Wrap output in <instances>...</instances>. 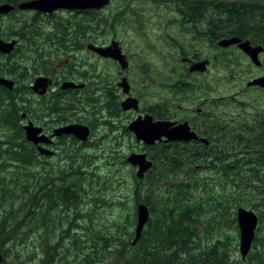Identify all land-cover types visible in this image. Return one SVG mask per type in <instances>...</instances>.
Listing matches in <instances>:
<instances>
[{
    "label": "trees",
    "instance_id": "16d2710c",
    "mask_svg": "<svg viewBox=\"0 0 264 264\" xmlns=\"http://www.w3.org/2000/svg\"><path fill=\"white\" fill-rule=\"evenodd\" d=\"M6 2L13 5L17 3L16 0ZM214 7L215 12L221 15L214 18L215 31L224 29L223 15H230L229 22L232 26V23L239 24V20L242 19L241 13H244L242 20L244 27L247 30L262 29L261 35L264 38L263 0H246L240 6L229 2L218 3ZM17 12L11 11L9 15ZM70 15L71 17H65L63 21L55 24L54 29L60 30V34L57 35L56 32H52L53 30L33 33L34 27L28 26L23 29L26 32L17 34L18 32L13 30L15 23H12L7 35L17 34L21 41L17 39L11 53L18 51L19 47H23V51L28 49L25 52L31 54L33 49L41 51L43 55L48 51L52 53L53 49H49L51 45H76L75 40L79 39L81 34L86 37L89 30L103 33L107 23L112 24L100 10H77ZM21 19L28 20L27 17ZM69 31L75 35L74 38L68 36ZM247 36L253 38L251 34ZM31 46L33 48H29ZM0 57L6 61L10 58L8 54L2 53ZM7 64L6 69L0 65V75L13 79L14 86L7 89L0 85V127L3 134L0 137V211L2 209L4 211V214L0 215V252L3 255L0 264H33L34 251L40 247L43 254L38 264H69L70 260H73V264H95L108 257L117 259L120 264H264V235L258 233L260 223L264 220L262 212H256L258 226L244 262L235 257L231 250V246L237 250L238 240L235 233L238 227L234 208L246 205L252 194L259 198V203L263 205L260 209H264V146L249 141L244 142L247 146L243 147L242 151L252 155L256 159L254 162L237 157L230 159L223 148H184L165 144L144 148L147 157L152 160V166L143 179L135 181L133 198L135 204L142 202L147 205L150 217L139 239L128 248L125 243L113 248L106 243L108 238L103 235L101 237L100 234V254L97 257L94 254V241L91 245L92 250L84 251V243H80L78 252L74 248L77 246L73 244L67 248L63 246V241L48 244L50 243L48 240L35 238L36 232L41 236L42 232H54L55 229H41L35 225L37 203L34 200L31 167L36 161V153L32 144L25 139L20 123L19 112L23 110L24 113H29V109L18 105L24 101L25 93L30 91L28 84L32 75L45 73L47 68L43 65L35 66V62L32 61L20 67L16 59ZM17 67L22 70L20 74ZM29 70L32 72L28 73ZM23 76L26 78L20 81ZM204 171H211L212 178L221 176L225 180L229 179L233 189L243 192L242 198L237 200L234 198L235 201L224 208L229 194H215L210 190L203 199L196 196L194 191L199 187L200 174H206ZM77 181L72 182L77 185ZM56 188L52 182L51 189L54 195L63 200L64 204L71 199L75 203L78 202L75 192ZM89 195L87 191L84 198H92ZM102 195L96 197L100 202ZM48 204V208L51 209L50 201ZM257 205L249 204L250 208L254 209ZM65 229L68 233L69 229L66 227ZM84 229L88 232L87 226ZM94 236L95 232H92V237ZM14 246V259L12 262L7 261L6 258ZM43 246L46 247V251ZM69 249L75 254L71 256L73 259L68 258ZM79 254L80 258L77 256Z\"/></svg>",
    "mask_w": 264,
    "mask_h": 264
},
{
    "label": "flooded vegetation",
    "instance_id": "af4514ba",
    "mask_svg": "<svg viewBox=\"0 0 264 264\" xmlns=\"http://www.w3.org/2000/svg\"><path fill=\"white\" fill-rule=\"evenodd\" d=\"M16 1L17 3L15 5L9 3L15 7L16 11H35L18 9L17 5L24 0ZM222 1L229 2L230 4L234 3L239 6L246 2V0ZM214 2L215 0H172L169 6L170 9L174 5L176 6L174 10L171 9V11L175 12L174 15L171 17L169 14L164 20H161V18L156 20L153 19L151 25L154 33L149 35L145 34L146 29L143 26V34L141 36L157 47H159V44L169 47L168 55H175L177 61L184 65L188 75L206 73L212 62L218 59H225V65L230 70L228 74H231V76L235 74L237 79L239 72L233 68V66L240 65L236 64V57L238 55L247 58L251 65L257 67L264 65L261 61V57L264 54V38L261 35L262 29L247 30L242 23L244 13H241L242 19L239 20V24L235 25L232 23V26L229 22V20L231 21L230 15H223L225 27L222 30L215 31L214 18L220 17L221 15L215 12ZM0 3L7 2L6 0H0ZM56 11H53V13ZM10 12L11 11L3 15L0 14V16H7ZM247 34L253 35V38L248 37ZM98 38L99 42L96 44L97 46L107 47L112 42H115L119 49V53L115 57L104 56L96 51H92L97 58L99 70L95 68L90 75H87L89 72L80 74L76 70L85 64L84 62H79L76 56H71L69 59L75 60H72L71 64L69 62L65 63L61 70H58L56 67L50 69L46 67L47 70L45 73L48 72L47 74L35 76V78L38 76H46L48 78L44 93H39L40 89L34 91L31 88V84L34 80L32 79L31 82L29 81V88L32 91V95L39 97L41 103L39 104L40 107L35 108L30 115L23 112L25 116L21 117V126L23 128L24 123L31 121L33 125L40 128V135H46L50 139L48 142H30L35 149L36 158L45 157L46 161H49L59 152V148L68 144L69 141L83 144V142L89 139V136H91L93 132V126L89 123L81 122L80 118L81 113L85 110L83 104H86V101L92 99L91 96H93L95 105L94 120L96 126L99 127V130L104 129L103 132L108 135L107 138L120 140V146L124 145L125 139L131 138L132 140L135 139L136 142H140L145 148L163 144L184 148H223L224 152L228 155L227 157L230 159L231 157H237L244 158L250 162L256 161L252 155L246 154L242 149L247 146L245 143L248 141L253 144H258L259 146H264V114L255 112L250 115V118L240 120V113L232 110H224L223 105L225 101H223L222 97H219L221 100L217 101L212 96L209 97L206 95L208 89L204 81L198 82L188 77H181V73L173 77L168 76L166 79L162 67L159 69V73L160 75L164 73V76L162 79H157L152 74L153 69L151 66L147 65V62H135L132 59L131 53L126 47V43L122 41L124 36H117V34H111L110 31L105 30V34L102 35V33H99ZM222 38H237L238 41L225 46L218 43ZM15 40L17 43V39ZM247 40L253 46L260 45L263 47L258 53V57L261 61L260 65L253 63L249 55L240 47V44ZM198 46L204 49L206 54L200 52V55H197V53L189 54L186 50V47ZM56 47L61 49V46ZM63 47L66 48L68 52L69 47H73V49H71L72 51H75L77 48L84 49L83 46H68L67 44H64ZM214 49L219 50L217 55L214 54ZM200 61H205L204 70H190V67L194 65V63ZM130 68L135 70V75L132 78L129 75ZM54 69L56 70L54 74H50ZM63 71L67 73L61 75L60 73ZM173 73L176 74L175 71ZM260 75H264V72L258 75H252L250 79L246 80L245 87L242 88L243 92L241 91V93L259 91L264 95L263 87L247 84L250 80ZM65 81L73 82L75 86L62 88V84ZM121 82H125L124 86L120 85ZM80 84H82V86H78ZM152 89H154V92H152ZM188 91L202 94V97H200L201 100L198 101L197 98L187 97ZM129 98L133 99L132 103L129 107L124 109L122 103ZM59 99L65 100L64 103L61 104L62 108L58 106V103L56 104L54 102L55 100L58 102ZM225 100L229 101V99L226 98ZM216 101L222 106L220 110L221 114L219 115L214 114ZM34 102L35 98L32 100V104ZM135 104L137 105L136 108ZM41 105H44V107L40 110ZM210 106L212 109H210ZM115 110H117V118L114 117ZM145 115L151 116L153 121L171 122V127L186 123L189 130L193 132L196 137L187 141H167L166 137L162 135L160 139L155 140L152 144H144L142 141L135 138V135L129 130L128 125L137 117H144ZM69 124L86 125L89 128L87 140L81 141L72 134L54 135V130L56 128ZM107 127H109V134L106 132ZM39 147H46L53 153L49 155L41 154L38 151ZM62 178L63 176L59 175L56 177V179L59 180ZM52 180L48 179L43 184L46 187L48 186V188H46L48 190L45 191L46 193L42 192L43 185H35L34 200L37 203L35 205V225L41 229H62L64 226L69 229L70 225L74 224L75 229L68 234L77 236L78 238L80 237V239H84L86 242L89 241V239L92 240V236L89 237L87 234L86 236L88 237L84 238L85 233L77 230L78 226L76 220L69 217V214L66 212V210L70 211L72 208L81 210V206L85 201L84 196L81 198V195L78 194L77 203L71 199L67 204H64L63 200L53 193V198L58 204H52L51 197L49 196L52 191ZM49 201L52 205L51 209L48 208ZM54 205H58V212H62L57 213L58 216H56L55 220L52 219ZM40 214H42L41 218H39ZM79 224L81 223L78 221V225ZM78 229H81V226ZM82 229L85 231L83 227ZM37 234L38 232L35 233V238L48 241H52L53 239V232H42L41 236ZM65 238H68L67 234ZM93 240L95 243H98L94 244V254L97 255V252L100 250V235L95 234ZM90 244L89 242L86 247L83 246V250H91L92 247ZM130 245L132 246L133 244L130 242Z\"/></svg>",
    "mask_w": 264,
    "mask_h": 264
},
{
    "label": "rangeland",
    "instance_id": "374dc122",
    "mask_svg": "<svg viewBox=\"0 0 264 264\" xmlns=\"http://www.w3.org/2000/svg\"><path fill=\"white\" fill-rule=\"evenodd\" d=\"M171 1L172 0H110L107 6L100 10V13L105 15L112 22V24L107 23L104 29L110 31L111 34L115 33L117 36H124L122 41L126 43V47L130 51L132 59L135 62H147V65L151 66L153 69V73H151L157 79H162L164 73L166 79L168 76L173 77L181 73V77H188L189 79L197 80L198 82L204 81L206 83L205 86L208 89V93H206V95L209 97L212 96L217 101H220L221 99L219 97H222L223 101H225V104L223 105L224 110H232L234 112L240 113V120H246L250 118V115L254 114L255 112L264 114V95L261 92L248 91L247 93H241L242 88L245 87L246 80L250 79L252 75H258L264 72V65L261 67L251 65L247 58L238 55L236 57V64L240 65L233 66V68L239 72L237 79L235 74L233 76L228 74V71L230 70L225 65V59H218L212 62L206 73L188 75L184 65L177 61L176 56L168 55L169 47L161 46L160 44L159 47H157L152 42L147 41L141 36L143 34V26L146 29L145 34L149 35L154 33L151 25L153 19L156 20L161 18V20H164L169 14L171 17L174 15L175 12L171 11V9L174 10L176 6L174 5L170 9L169 4ZM215 1L217 2H214V5L218 3H227L222 0ZM74 12V10L67 9L58 10L55 13L52 12L49 14L40 13L38 11H22L7 16H0V38H3L4 40H11L15 38L21 41L20 36L17 34L26 32L23 31V29H25L27 26L34 27V30L32 31L33 33H45L53 30L52 32H56L55 35L60 34V30H57V28L54 29L55 24L63 21L65 17H71L70 13ZM75 16H77V14H75ZM24 17H27L28 20L24 21L21 19ZM12 23H15L13 30L18 33L16 35H7L9 32V27ZM104 34L105 31L102 33V35ZM68 36L72 38L75 37V35L71 34L70 31ZM98 36L99 32H97V30H89L88 36L86 37L81 34L79 39L75 40V44L76 46H83L84 49L77 48L75 51H72L71 49H73V47H69V52L63 46H61V49H58L55 45H51L49 49H53L52 53L48 51L45 52V55H43L41 51L33 49V53L31 54L30 52H25L28 49L23 51V47H19L18 51L8 54L10 58L7 61L0 57V65L6 69L8 67L7 62L11 63L16 59L18 61V66L20 67L30 64V61H32L35 62V66L43 65L48 69L56 67L58 70H61L65 63L69 62L71 64L72 60H75H70L69 57L76 56L79 59V62H84L85 64L76 71L80 74L89 72L87 75H90L93 73L95 68L98 70L99 68L97 66V58L95 57V54L85 47L88 42L98 44L100 38H98ZM29 48L33 47L31 46ZM186 50L189 54L197 53V55H200L199 52L206 54L205 50L200 46L186 47ZM218 53L219 50L214 49V54L217 55ZM261 61L264 63V54L261 57ZM132 66L134 67L133 64ZM161 67L164 69V73L160 75L159 69ZM17 70L19 74L22 71L19 67H17ZM55 71L56 70L54 69L50 72V74H54ZM174 71L176 74L173 73ZM30 72L32 71L29 70L28 73ZM47 73L32 75V79L34 80L36 75ZM66 73L67 72L63 71L60 74L64 75ZM129 75L132 78L135 75V70L130 68ZM25 78V76L21 77L20 81L24 80ZM30 91L25 93L23 96L24 101L19 102L18 105L25 106L29 109V113L25 112L27 115H30V113L33 112L35 108H39V104L41 103V99H39L37 96H33L32 91ZM152 92H154V89H152ZM187 97L197 98V100L200 101L202 94L188 91ZM34 98L35 102L32 104V100H34ZM91 98L92 99L86 101V104H83V108L85 110L81 113L80 121L83 123H89L91 126H93L92 135L89 136V139L83 142V144L69 141L68 144L61 146L59 148V152L49 161H46L45 157H37L35 163L31 167L33 173L32 182L34 183L35 189L36 184L43 185L46 180L53 179L52 182L56 185V189L62 190L65 188L68 191L75 192V196L80 194L81 198H83L84 194L88 191L90 193L89 196L92 198H85V201L81 206V210L76 208H72L70 211L66 210V212L69 214V217H72L76 220V224L78 226L77 230L85 233L84 238L88 237L86 234L91 237L92 232H95L97 235L101 234V237L102 235L106 236V238H108L106 243L109 246H113V248L120 246L121 243H125L126 248H128V246H131L130 242L134 236V227L136 223V204L133 198V188L137 178L135 176V167L131 166L127 162L126 157L132 152L145 151V147L140 142H136L135 139L132 140L131 138H129L130 140L125 139L123 146H120V140L107 138L108 135L103 132L104 129L99 130V127L96 126L94 120V97L91 96ZM225 98L229 99V101H226ZM64 101L65 100L59 99L58 102L57 100L54 102L56 104L58 103V106L62 108L61 104H63ZM217 101L215 102V115L221 114L220 110L222 109V106H220ZM27 104L29 106H27ZM43 107L44 105H41L40 110ZM210 109H212L211 106ZM23 112L24 111L21 110L19 113ZM117 116V110H115L114 117L117 118ZM106 132H109V127H107ZM2 136L3 134L0 127V137ZM75 169L78 170L75 171ZM159 170H161V168H159ZM204 172L206 173L205 175L200 174L201 176H199V187L194 191L196 196H201L203 199L206 193L210 190L214 191L215 194H229L226 197L224 208H226L230 203L234 202V198H236V200L242 198L243 192L233 189V185L231 182H229V179L225 180L221 176L212 178L211 171ZM58 175L63 176V178L60 180L56 179ZM179 179H181V177H179ZM73 180H78L76 182L77 185H74V182H72ZM69 182L72 183L70 184ZM44 186L45 185H43L42 192L46 193L45 189L48 188V186ZM144 188L146 189V186ZM101 194L103 195L100 202L96 197L101 196ZM49 196L51 197L52 204H58L53 198V191L50 192ZM241 202H243V200ZM259 202V198H255L254 195L251 194L248 202H246L247 204H243L241 206L250 208V203H257L258 205L255 209L252 207L250 209L255 210L257 213L262 212L264 216V209H260L263 205H261ZM237 208L235 207L234 210ZM58 209V205L53 206L52 219L54 220L56 219V216H58L57 213H62L58 212ZM228 209L230 210L231 207ZM2 214H4L3 209L0 211V215ZM41 217L42 214L39 215V218ZM203 218L204 217H202V220ZM78 221L81 224L78 225ZM80 226L81 229H78ZM86 226L88 228V232L82 229V227L86 228ZM74 229V224L70 225L68 233ZM68 233L65 227L62 229H55L53 232V239L52 241H48L50 242L48 244H54L61 240L64 243L63 246L67 248H70L71 244L76 245L77 247L74 246V248L79 252L80 243H84V247H86L87 243L90 242V245H92V242L94 241L93 237L92 240L89 239V241L86 242L84 239L82 240L80 237L78 238L77 236L70 235ZM235 233H237L238 238L237 250H234L232 246L231 250L233 251V254L235 253V257L239 258L241 262H244V259L241 258L238 251V229L235 231ZM258 233L264 235V220L262 223H260ZM66 234L68 238H65ZM61 237L65 239H62ZM37 244L39 245L40 243ZM94 244L98 243H95L94 241ZM99 244L101 245V240ZM14 248L15 246L13 247L11 254L6 258L7 261H13L15 251ZM43 249L46 251L45 246H43ZM86 251L89 252L88 250ZM16 252L18 253V250H16ZM68 253V258L73 259L71 256H74L75 254L70 249ZM42 254V247L34 251L33 264H38ZM99 254L100 251L97 252V257ZM77 256L80 258L81 254ZM70 261L71 262L69 264H73V260ZM95 264L120 263L117 259L108 257L102 262L98 261Z\"/></svg>",
    "mask_w": 264,
    "mask_h": 264
},
{
    "label": "water",
    "instance_id": "95a60500",
    "mask_svg": "<svg viewBox=\"0 0 264 264\" xmlns=\"http://www.w3.org/2000/svg\"><path fill=\"white\" fill-rule=\"evenodd\" d=\"M110 0H24L21 1L17 8L21 10H35L43 13H51L57 9L67 10H84V9H101L109 3ZM13 5L9 3H0V14H6L13 9ZM238 41L237 38L220 39L218 42L220 45H228L232 42ZM16 44L15 39L4 40L0 38V53L9 54ZM117 43L112 42L107 47H99L92 43L87 44V48L92 51H96L104 56L115 57L119 53ZM240 47L249 55L251 61L256 65H260L261 61L258 57V53L263 49L262 46H253L250 42L244 41L240 44ZM204 70L205 61L194 63L190 67V70ZM48 78L46 76H38L31 84V88L39 93H44L47 86ZM125 82H121L120 85L124 86ZM248 85H258L264 88V75L250 80ZM0 85L7 89H12L14 81L7 77L0 75ZM73 82L65 81L62 84V88L74 87ZM82 86V84L78 85ZM132 98L123 101L122 106L124 109L129 107L132 103ZM135 100V99H134ZM137 105L135 104V108ZM25 114L21 113V117ZM171 122L166 121H153L151 116L145 115L144 117H137L129 125V130L135 135V138L142 141L144 144L150 145L155 140L161 138L164 135L168 140L187 141L196 137V135L189 130L186 123L178 124L171 127ZM24 137L27 141L38 143L48 142L50 139L46 135H40V128L33 125L31 121H27L23 124ZM60 134H72L81 141L87 140L89 135V128L84 124H69L62 127H58L54 130V135ZM38 151L41 154L49 155L53 152L46 147H39ZM127 162L135 167V176L137 179H143L145 173L151 168L152 160L149 159L144 151L132 152L126 157ZM136 211V223L134 227V236L131 244H135L139 239L143 227L149 219V208L146 204L138 202L135 207ZM236 223L239 232L238 251L240 256L246 258L249 250L251 249L255 231L258 226V216L255 210L240 206L235 210ZM2 252H0V262L2 260Z\"/></svg>",
    "mask_w": 264,
    "mask_h": 264
},
{
    "label": "bare ground",
    "instance_id": "6f19581e",
    "mask_svg": "<svg viewBox=\"0 0 264 264\" xmlns=\"http://www.w3.org/2000/svg\"><path fill=\"white\" fill-rule=\"evenodd\" d=\"M14 9H15V7H13V9H12V10H14ZM12 10H11V11H12ZM1 15H3V14H1ZM1 76H2V75H1ZM7 78H8V77H7ZM9 79H10V78H9Z\"/></svg>",
    "mask_w": 264,
    "mask_h": 264
}]
</instances>
